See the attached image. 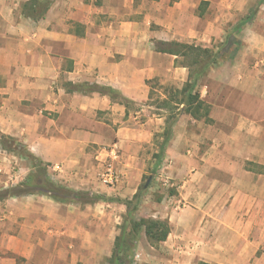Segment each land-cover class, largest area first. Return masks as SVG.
<instances>
[{
  "label": "crops",
  "instance_id": "0c3cea01",
  "mask_svg": "<svg viewBox=\"0 0 264 264\" xmlns=\"http://www.w3.org/2000/svg\"><path fill=\"white\" fill-rule=\"evenodd\" d=\"M26 1L0 0V137H13L59 166L67 187L132 199L150 167L139 151L165 127L162 114L139 119L152 108L151 83L182 88L189 75L177 56L157 52L154 41L202 40L208 23L195 27L185 17L202 1L210 7L216 1L54 0L40 21L20 14ZM152 21L171 32L154 34ZM182 26L184 37L176 33ZM258 43L240 51L232 72L226 60L200 84L210 123L188 115L184 126H174L154 181L177 192L162 199L161 216L152 215L168 220L171 231L155 246L143 231L134 264H264V57ZM68 82L111 86L139 108L127 116L124 104L69 92ZM95 159L109 160L115 184L105 181L106 166L99 173ZM31 171L28 160L0 143V188ZM3 204L11 220L0 228L5 264H107L127 213L118 202L59 203L37 194Z\"/></svg>",
  "mask_w": 264,
  "mask_h": 264
},
{
  "label": "trees",
  "instance_id": "16d2710c",
  "mask_svg": "<svg viewBox=\"0 0 264 264\" xmlns=\"http://www.w3.org/2000/svg\"><path fill=\"white\" fill-rule=\"evenodd\" d=\"M53 2L54 0H28L21 4L20 14L34 21H40L45 18ZM207 3L206 1L201 2L200 7ZM250 20L251 16L240 23L237 28L239 29ZM154 43L157 52L177 56L176 63L187 68L189 71L188 80L182 88L159 86L163 89V94L165 95L160 100V107L169 110L170 116L166 117L164 130L159 134L161 138L159 150L154 154L156 165L153 168V173L155 174L163 162L166 147L173 138L174 125L180 113L190 115L194 119L204 120L208 123L212 121L210 118L211 106L202 100L200 84L212 69L227 60L228 54L225 49L229 44V39L226 38L222 43L213 47H203L195 43L179 41L155 40ZM67 88L69 92H95L106 95L112 101L124 104L127 108V116L129 115L130 106L134 104L133 101L122 95L120 91L107 85L98 83L90 84L88 82L76 84L68 82ZM153 93V90H151L149 98L152 97ZM169 119H173V122H170ZM0 143L5 150L25 158L32 165V171L24 180L16 185L0 189V203L10 198H21L39 194L47 196L59 203H80L85 205L105 201L118 202L126 206L127 213L119 227V234L116 237L113 252L111 257L108 258L107 264H134L139 237L143 231L153 246L158 245L168 238L171 231L168 220L152 217L135 219V215L141 206L143 198L147 194V188L153 183L154 178L152 176L147 177V181L151 177L150 183L146 185V182L140 186L132 199L108 198L90 191L76 190L57 182L49 174V164L33 154L17 139L2 135L0 137ZM259 169L260 172L264 173V166H260ZM161 201L162 197L158 198V202Z\"/></svg>",
  "mask_w": 264,
  "mask_h": 264
},
{
  "label": "rangeland",
  "instance_id": "374dc122",
  "mask_svg": "<svg viewBox=\"0 0 264 264\" xmlns=\"http://www.w3.org/2000/svg\"><path fill=\"white\" fill-rule=\"evenodd\" d=\"M215 1L217 5L213 7L209 6L210 3L209 5L203 4L201 5V7H199L201 4L199 3L196 9L185 17L187 18L185 19V22L191 21V24L195 27L201 26L203 21L208 23V29L206 30V32L204 31V34L202 35V40L190 39V40H182L179 42L192 43L194 41L193 43L197 45H201L203 47H213V46H217L218 44L222 43L226 38H228L229 44L227 45L225 50L226 53L228 54L227 65L231 66L229 68L230 72L233 71L232 65L235 64L237 57L240 54V51L245 46L254 45L255 43L259 42L258 45L263 49L262 55L264 57V39H259V40L255 39V34L257 35V32L264 33V0H215ZM250 16H251V20L238 29L237 26ZM195 19L197 20L195 21ZM151 30L155 32L154 34L156 33L166 34L171 32L169 30H165L162 25L154 23L153 21L151 23ZM184 31H185L184 27L182 26L180 29L176 31V33H178L180 37H184L185 35ZM171 41H178V40H171ZM151 84L154 87L152 89L154 93L152 97L149 99L148 104L152 105V108L150 109L146 108V111L140 114L139 119L144 120L148 116H151L153 113L162 114L165 115L166 117H169L170 111L163 107H160V100L161 98H164V96H162L163 95L162 93H164L163 89L158 87L157 84L154 83ZM161 86L176 87L173 85H161ZM138 108L139 107L134 104L130 106V109L133 112L138 110ZM179 115L177 116L175 125L179 123V125L182 127L187 122L188 115L187 114H185L184 116L181 115L179 116ZM169 120L170 122H173V119H169ZM155 134L156 135L155 137H153L152 140V145L145 144L139 151L140 156L150 164V167H148L146 173L142 178L140 186L144 185L147 182L148 176H152L154 179L157 180V175L159 174L158 170L154 174L152 169V166L154 168L156 165V159L154 158V154L158 152L159 142L161 141L159 134L157 133ZM108 161L109 160L97 161L95 159L96 165H99L98 168L99 173H101V171L103 170L104 165L106 166L105 167L106 169L110 166L108 164L109 163ZM161 167L159 168V170L161 169ZM48 171L50 176L54 180H56L57 182L61 183L64 186H68L66 183L63 182L64 179L61 176H59L60 171L54 170L52 166L48 167ZM176 192H177L176 187L172 186L171 183L166 182L164 184L162 180L160 181L153 180L152 185H150L147 188V194L143 198L141 206L135 215V219L138 220L140 218H151V217L154 218L152 215H157L158 217L161 216V213L159 211H160V207H162L163 204H161V202H158V198L162 197V199H164L168 195H174ZM108 198H116V197H108ZM4 202L0 203V205L2 204L1 206H4L3 204ZM5 209H6L5 206L2 210L0 208V226H1L0 228H3L4 225L7 226L11 221ZM27 216L29 217V214ZM21 218H24V216L19 217V219ZM5 259H7V257H5ZM138 259L139 258H135V262H137ZM0 264H5V263L0 262Z\"/></svg>",
  "mask_w": 264,
  "mask_h": 264
},
{
  "label": "built area",
  "instance_id": "2783aa9c",
  "mask_svg": "<svg viewBox=\"0 0 264 264\" xmlns=\"http://www.w3.org/2000/svg\"><path fill=\"white\" fill-rule=\"evenodd\" d=\"M53 169H55L56 171H59L60 167L56 166ZM103 177H104L105 181L107 183H110L111 185L115 184L118 181V175H117V173L115 172V170L111 166H109L106 169L105 173L103 174ZM135 258H139V255L136 254Z\"/></svg>",
  "mask_w": 264,
  "mask_h": 264
},
{
  "label": "water",
  "instance_id": "95a60500",
  "mask_svg": "<svg viewBox=\"0 0 264 264\" xmlns=\"http://www.w3.org/2000/svg\"><path fill=\"white\" fill-rule=\"evenodd\" d=\"M151 181V177L149 178V180L147 181L146 185H148Z\"/></svg>",
  "mask_w": 264,
  "mask_h": 264
}]
</instances>
